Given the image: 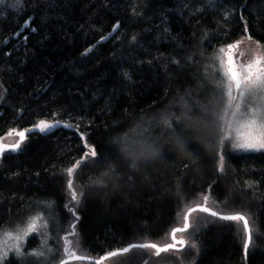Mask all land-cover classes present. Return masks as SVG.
<instances>
[{
    "label": "trees",
    "instance_id": "16d2710c",
    "mask_svg": "<svg viewBox=\"0 0 264 264\" xmlns=\"http://www.w3.org/2000/svg\"><path fill=\"white\" fill-rule=\"evenodd\" d=\"M13 3L0 6V136L30 131L20 152L0 157V229L43 212L63 236L73 231V208L80 247L98 259L129 243L171 242L185 208L209 194L227 201L225 213L249 218L247 257L242 221L202 218L199 252L172 262L264 264V153L227 152L221 174L210 143L134 167L121 151L138 120L187 93L222 43L250 35L264 44V0H20L15 9ZM41 119L60 124L40 134L32 129ZM85 142L99 155L73 173L76 205L67 169L89 151Z\"/></svg>",
    "mask_w": 264,
    "mask_h": 264
},
{
    "label": "snow or ice",
    "instance_id": "6c2138e0",
    "mask_svg": "<svg viewBox=\"0 0 264 264\" xmlns=\"http://www.w3.org/2000/svg\"><path fill=\"white\" fill-rule=\"evenodd\" d=\"M210 2L214 3L215 0H210ZM5 4L6 0H0V6ZM18 6H22L20 0H15V3L9 5L13 9ZM225 19H227V16H225ZM241 19L243 20V16H241ZM118 27L119 23L114 26L113 31H116ZM32 30L35 31V29ZM167 31L168 29H165V32ZM243 31L244 33L248 32L247 22L244 24ZM132 39L135 41L136 37L134 36ZM241 43H246L247 47L238 54L235 50ZM245 54L250 55L251 58L246 61L238 59V56ZM211 59L214 63H218L219 66L220 75L215 80V88L220 95L217 104L209 113L211 119L204 126L210 129L213 134L215 140L214 148L218 156V172L223 174L226 171L225 164L228 158L226 148L228 144H230L231 150L236 152L264 153V44H261L259 40L253 39L250 35H245L242 39H238L235 42L222 43ZM123 75L126 79L129 78L128 73ZM2 98L0 96V99ZM213 99H216V97ZM163 123L169 129L176 131L169 124L167 118L163 120ZM59 124V121L41 119L33 125L32 130L45 134L57 128ZM63 127L70 129L73 125L65 122ZM29 131V129H10L6 135L9 137L15 135L18 139L7 144L4 143V138L0 137V157L6 152H20ZM80 138L84 140L83 135ZM177 140L185 150L192 147L191 143L179 134L177 135ZM84 147L89 149V151H85L83 156L67 169V187L71 194V199L76 205H79L81 200L77 192L73 190V173L81 166L82 161L87 160L89 155L92 157L93 162L96 161L99 155L94 145H89L85 142ZM164 156L169 158L168 152H165ZM226 202L219 201L218 198H212L209 194H204L199 202L185 208L182 215V224L171 228L170 243H165L163 246L151 242L129 243L126 247L108 251L95 261H92L90 256L78 254L80 242L78 234L75 232V221H78L80 217L76 215L73 208H68V211L72 212L75 218L71 235L76 237V239H68L67 236L61 238L63 239L64 258H61L58 264H71L73 261L85 260H88L90 264H104V261L108 258L118 257L122 253L127 254L132 249L152 250L156 255L175 252L185 257L191 255L192 250L198 253L199 247L195 236L200 231L202 217L199 215L194 217L193 213L206 214L203 217L205 223L209 221V218L213 222L216 220L223 222L242 221L245 236L243 249L246 258L249 246L252 243V229L249 226V218L240 212L225 213L221 209V204ZM48 207H51V204H48ZM41 228L45 229V231L42 233L44 238L41 241L40 249H34L30 252L26 251L23 246L24 241L30 234L37 233ZM48 229L49 221L45 219L44 215L37 213L29 216L24 224H17L10 230L0 231V264H27L29 257L36 258L38 264H40L41 261H47L49 256L54 257V250L48 246ZM190 229L192 230L191 232L189 231ZM10 253L13 254V260L9 259ZM181 264H183V261H181Z\"/></svg>",
    "mask_w": 264,
    "mask_h": 264
},
{
    "label": "rangeland",
    "instance_id": "374dc122",
    "mask_svg": "<svg viewBox=\"0 0 264 264\" xmlns=\"http://www.w3.org/2000/svg\"><path fill=\"white\" fill-rule=\"evenodd\" d=\"M246 47V43H241L235 51L239 54L243 52ZM250 58V55L247 54L238 56V59L242 61H246ZM218 67V63L212 61L210 67H203L199 71L195 78V82L189 87L187 93L175 99H171L164 104L163 107L158 108L153 115L144 116L138 120L137 126L133 129V132L123 138L121 146L124 158L129 161L133 167L140 161H147L165 152L171 153L181 149L182 146L177 140L178 134L190 143H210L214 146L215 140L213 134L211 130L205 128L204 125L211 119L209 113L217 104L220 95L219 91L215 88V80L220 75ZM214 97H216V99H213ZM249 103H251V101H249ZM205 109H207V111H205ZM165 118L168 119L169 124H171L172 128L176 129L177 132L169 129L168 126L163 123ZM0 137L4 138V143L6 144L18 139L15 135L9 137L5 134ZM226 151L231 154H246L231 150L230 144L227 145ZM200 198L201 196L196 202H199ZM194 204L191 203L190 205ZM37 213H41L45 216V219L49 221V229L47 230L49 236L48 246L55 252L54 257L49 256L47 261H41L40 264H58L59 260L64 258L63 239L61 238L67 236L68 239L74 240L76 237L71 235V228H68L67 231H65V228V234L63 236L61 234L59 235V227L54 223L53 216L43 212ZM197 215L203 218L202 214L193 213L194 217ZM28 217L29 216L25 217V221ZM24 223L14 221L11 225L0 229V231L10 230L15 225ZM41 223H43V221H41ZM181 224L182 218L178 226ZM44 231L45 229L41 228L37 233H32L26 238L23 245L26 251L30 252L34 249H40L41 241L44 238L42 235ZM189 231L191 232L192 230L190 229ZM166 242L168 243L170 241L168 240L164 243ZM159 245L163 246L162 243H159ZM192 251L194 254L197 253L195 250ZM78 254L88 256L87 252L82 250L81 247H79ZM180 255L181 254L175 252L156 255L152 250L132 249L127 254L122 253L118 257L108 258L104 261V264H175L172 262V258ZM9 259H14L13 254H9ZM27 264H38V261L36 258L29 257ZM71 264H90V262L73 261Z\"/></svg>",
    "mask_w": 264,
    "mask_h": 264
},
{
    "label": "water",
    "instance_id": "95a60500",
    "mask_svg": "<svg viewBox=\"0 0 264 264\" xmlns=\"http://www.w3.org/2000/svg\"><path fill=\"white\" fill-rule=\"evenodd\" d=\"M95 260H96V259H93V258H92V261H95ZM85 261H88V260H85Z\"/></svg>",
    "mask_w": 264,
    "mask_h": 264
}]
</instances>
